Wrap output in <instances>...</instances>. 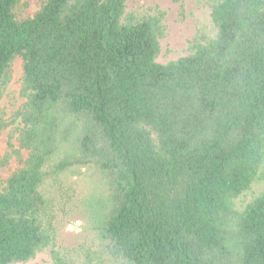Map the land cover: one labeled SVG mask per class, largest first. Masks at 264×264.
Instances as JSON below:
<instances>
[{
	"label": "trees",
	"instance_id": "1",
	"mask_svg": "<svg viewBox=\"0 0 264 264\" xmlns=\"http://www.w3.org/2000/svg\"><path fill=\"white\" fill-rule=\"evenodd\" d=\"M19 1L0 0V87L21 58L30 154L0 191V264L53 246L44 188L90 171L95 247L53 264H264V192L233 207L264 168V0H217L216 35L167 64L161 18L126 23L127 0H48L22 22Z\"/></svg>",
	"mask_w": 264,
	"mask_h": 264
},
{
	"label": "rangeland",
	"instance_id": "2",
	"mask_svg": "<svg viewBox=\"0 0 264 264\" xmlns=\"http://www.w3.org/2000/svg\"><path fill=\"white\" fill-rule=\"evenodd\" d=\"M48 0H20L15 8L20 22L34 17ZM217 0H127L123 21L136 23L143 19L160 17L165 36L160 39L161 52L157 62L167 64L188 56L192 42L206 41L216 35L211 17ZM24 78L23 60L16 58L4 84L0 87V191L8 179L25 166L29 151L21 147L24 129L19 112L27 102L22 94ZM262 178L251 189L233 200L238 212L264 192V168ZM103 188L101 177L93 171L86 172L65 182L55 190L49 182L44 190L52 206L45 220L53 224V246L44 248L27 263L53 264L51 252L55 250L64 256L83 260L86 252L95 247L96 232L91 214L84 212L91 201L100 197Z\"/></svg>",
	"mask_w": 264,
	"mask_h": 264
}]
</instances>
